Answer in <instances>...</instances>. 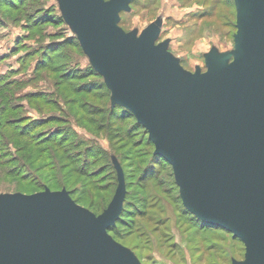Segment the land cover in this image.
<instances>
[{
    "label": "water",
    "instance_id": "1",
    "mask_svg": "<svg viewBox=\"0 0 264 264\" xmlns=\"http://www.w3.org/2000/svg\"><path fill=\"white\" fill-rule=\"evenodd\" d=\"M131 0H59L64 21L111 92L171 166L182 205L241 240L245 259L264 264V0H233L231 62L211 51L189 72L155 45L116 24ZM118 186L99 215L65 189L0 194V264H140L109 233L124 199Z\"/></svg>",
    "mask_w": 264,
    "mask_h": 264
},
{
    "label": "rangeland",
    "instance_id": "2",
    "mask_svg": "<svg viewBox=\"0 0 264 264\" xmlns=\"http://www.w3.org/2000/svg\"><path fill=\"white\" fill-rule=\"evenodd\" d=\"M14 1L22 9L3 8L0 0V194L49 189L38 176L52 175L45 168L52 154L65 164L53 173L61 186L50 190L72 191L77 204L88 210L92 205L97 211H90L99 215L114 196L119 167L123 224L109 234L140 264L243 261L245 247L238 239L199 227L183 210L173 172L152 159L148 135L128 132L129 120L98 133L86 125L88 109L110 108L111 92L101 87L103 76L88 75L90 58L78 45L76 29L64 21L59 0ZM116 24L137 37L155 26L154 44H163L189 72H205L211 51L232 60L233 0H131ZM57 46L53 61L46 60L48 49ZM83 83L93 87L89 96L77 92ZM60 135L68 140L63 155L44 142Z\"/></svg>",
    "mask_w": 264,
    "mask_h": 264
},
{
    "label": "trees",
    "instance_id": "3",
    "mask_svg": "<svg viewBox=\"0 0 264 264\" xmlns=\"http://www.w3.org/2000/svg\"><path fill=\"white\" fill-rule=\"evenodd\" d=\"M2 1L5 2L4 6L2 5L3 8L7 4V7L10 6V9L11 10H20V9H22L21 3L19 5V4L15 3L14 0H7V1L6 0H2ZM77 42H78L79 47L82 50V47H81V45H80V43H79L78 40H77ZM56 52H58V46L55 47V48L48 49V52L46 53V60L53 61V59H51L52 56H53L52 54L53 53H56ZM89 71H90L88 73L89 76L90 75H96V76H99V77L102 76L99 73H97L94 70V68L91 67V66H90ZM67 72H69V71H67ZM66 76H68L69 79H71V78H78L77 77V74H71L70 75V73H67ZM81 85L82 86H80L78 88V91L77 92L89 96L90 93L93 91V87H91L90 83H83ZM101 87L102 88L104 87L105 90H108L109 91V89L106 86V84H105L104 81H103ZM87 114H88V117H86V118H88V121H87V124L86 125H88L90 128H92V130H94L96 133L101 132L103 130L109 131L110 128H111L110 123H113V124H116L117 123L118 124V123H123V122L129 120V121L132 122V125L130 126V129L131 130H129L128 132H130V131L133 130L135 132H143L144 134L148 135V133L144 129V127H142L137 122V120L134 117V115L129 110H127L126 108H124V107H122L120 105H117V104L111 105L110 108H108L107 111H102V108H100V109L99 108L88 109L87 110ZM61 136L62 135H60V138H57V139L56 138L53 139L51 137H47L45 139L46 141H44V142L47 143V144H49L52 148H54L55 150H57L59 152H61L60 150H62L61 153L63 155L65 153V150H66L64 148V146L67 147L66 144H67V141L68 140L66 138L61 137ZM147 142L149 143V145L153 146V148H154V145L149 140V138H147ZM69 147H71V146L68 145V148ZM47 157H49V156L47 155ZM152 159H155L156 160V164L158 166H167V167H170V169H171V166L169 165V163L163 157H161L159 155H156V154H153ZM47 161H49V163H47V165H46L47 167L45 166V168H47L46 170L49 171V172H51L50 174H52V175L51 176L48 175V174L47 175L46 174L45 175H43V174L42 175H39L38 176V180L41 181V184L48 185L49 186V189H52V188L53 189H58L61 186V182H60V179L58 178V176L57 175H53V173L54 174L55 173L58 174V172L63 169V166H64L63 164H65V163H63L64 160L58 159L56 157V155L53 156L51 154V159H49V160L47 159ZM113 165H114V163H113ZM45 168L43 167V169H45ZM114 169L116 170L115 167H114ZM24 178H25V176H24ZM69 194H70L71 197L73 196L72 191H69ZM74 201L76 203H78L77 200H74ZM89 209L91 211H93L94 213H95V211H97L94 207H92V205L89 206ZM183 210H185L186 212H188L189 214H191L188 210H186L184 208V206H183ZM122 214H123V209H122V211H121L118 219L116 220V224L114 226H111V227L108 228V233L114 235L116 233V231H117V228H119L118 224H123ZM191 215L195 218V220L197 221L199 227L204 228V229H207V230H212V229L222 230V231H225V232L231 234L233 238L238 239L231 232H228L227 230H225V229H223L221 227H218V226L211 225V224H208L206 222H203V221L199 220L198 218H196L193 214H191ZM238 240L241 242L240 239H238Z\"/></svg>",
    "mask_w": 264,
    "mask_h": 264
}]
</instances>
